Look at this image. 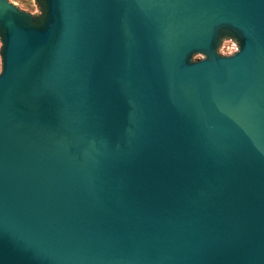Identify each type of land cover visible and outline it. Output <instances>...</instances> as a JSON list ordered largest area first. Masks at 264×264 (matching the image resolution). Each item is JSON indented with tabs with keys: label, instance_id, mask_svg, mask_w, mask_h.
<instances>
[{
	"label": "water",
	"instance_id": "95a60500",
	"mask_svg": "<svg viewBox=\"0 0 264 264\" xmlns=\"http://www.w3.org/2000/svg\"><path fill=\"white\" fill-rule=\"evenodd\" d=\"M34 5L0 0V264H264V0Z\"/></svg>",
	"mask_w": 264,
	"mask_h": 264
},
{
	"label": "rangeland",
	"instance_id": "374dc122",
	"mask_svg": "<svg viewBox=\"0 0 264 264\" xmlns=\"http://www.w3.org/2000/svg\"><path fill=\"white\" fill-rule=\"evenodd\" d=\"M10 4H15L16 7L29 15L38 14L37 6L34 5V0H7ZM1 48V44H0ZM237 51V45L231 40H224L218 50V53L222 56L232 55ZM193 61L203 60L201 55H195L192 58ZM0 72H1V58H0Z\"/></svg>",
	"mask_w": 264,
	"mask_h": 264
},
{
	"label": "built area",
	"instance_id": "2783aa9c",
	"mask_svg": "<svg viewBox=\"0 0 264 264\" xmlns=\"http://www.w3.org/2000/svg\"><path fill=\"white\" fill-rule=\"evenodd\" d=\"M236 52V51H235Z\"/></svg>",
	"mask_w": 264,
	"mask_h": 264
}]
</instances>
